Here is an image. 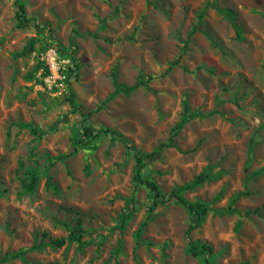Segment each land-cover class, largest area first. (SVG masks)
<instances>
[{
	"label": "rangeland",
	"instance_id": "rangeland-1",
	"mask_svg": "<svg viewBox=\"0 0 264 264\" xmlns=\"http://www.w3.org/2000/svg\"><path fill=\"white\" fill-rule=\"evenodd\" d=\"M24 3L31 21L21 24L15 0H0V259L37 247L0 264H204L189 253L191 239L212 246L213 264H264V0ZM140 73L154 76L149 87L116 91L114 75L133 84ZM186 103L204 115L145 172L171 193L214 166L219 175L182 192L210 207L190 237L198 216L184 206L172 200L149 212V189L136 185L122 141L102 134L77 142L84 114L94 111L91 126L152 151ZM31 169L40 180L27 193ZM258 207L259 215H244ZM77 218L83 247L49 245Z\"/></svg>",
	"mask_w": 264,
	"mask_h": 264
},
{
	"label": "trees",
	"instance_id": "trees-1",
	"mask_svg": "<svg viewBox=\"0 0 264 264\" xmlns=\"http://www.w3.org/2000/svg\"><path fill=\"white\" fill-rule=\"evenodd\" d=\"M15 3L18 7L17 17L19 19V22L23 24V23L31 21V17H28L26 15V7H25L24 0H15ZM191 35L192 33L189 35L188 40L190 39ZM26 49L27 51L35 50V46L33 42H31L27 46ZM175 65H176L175 62H170L164 74L169 73ZM153 78L154 76L152 74L146 75V74L140 73L138 76V79L133 84L119 82L116 75L113 76V81H114V86L117 92H124L125 94H130L136 91L140 87H149V84ZM70 101L74 105V94L73 93L71 94ZM215 112H220V111L215 110ZM94 113H95L94 111H89L84 114V124H83V128H82V131L80 133V136L77 142L79 144L88 145L92 141L98 139L102 134H109L112 137L118 138L120 141H122L127 147V152L129 154H133L135 158L136 164H135L134 179H135L136 185H144L145 187L149 189V195H150V202L148 206L149 212L151 214L154 213L159 206L170 203L172 200H174L175 203L184 206L189 211V213H191L192 215L196 214L198 216V222L196 224H191L186 231L187 236L190 237L191 233L197 227H199L201 222L205 219L207 213L210 211V207L206 203L201 202V201H196L193 203L190 202L188 199H186L183 196L182 192L184 190L195 189L197 187H200L205 182L212 180L215 176L219 175V174L215 175L213 173L214 166L212 164H209L204 170H202L198 175H196L194 179H192L190 182L185 183L181 186H177L176 188L172 190L171 193H163L159 184L155 180L149 178L146 175L145 167H146L147 162L159 156L164 148L170 147L172 145L176 146L177 145L176 137L180 134V132L185 127V125L192 119L203 116L204 114L199 111L192 112L190 110L189 105L186 103L184 106V113L182 114L181 118L176 123V125L172 128L169 139L167 141L161 142L152 151L142 152V151H139L135 146L130 144L128 142V139L120 131L114 128H111V127H102V128L96 129L93 126H91L89 124V120L93 116ZM30 130L33 134L37 136H43L46 133L32 126L30 127ZM72 153L73 152H70L66 155H61L57 157L51 162V164L52 165L55 164L57 160L66 159ZM259 171L252 174V176H248L247 181L253 178L254 175L257 174ZM39 180H40V175L34 169L29 170L27 172L26 179H24L22 183L24 191L27 193L34 192L39 184ZM47 185L53 186L50 177H48L47 179ZM241 194L242 192L237 194L234 197L233 201L236 200L238 196ZM220 196H221V193H219L217 197L219 198ZM262 207H264V205ZM251 213H255L259 215L261 213V207H258L254 210L246 211L244 215L247 216V215H250ZM125 219H129V216ZM238 225H240V223ZM144 226H145V222L141 224L139 228V233L142 231ZM85 233H86V230L84 229L82 225L81 218H77L76 225L74 227H68L67 236H62V237H58L55 239H51L49 242V245L53 247H62L67 242H76L78 243L79 247H83L87 243L86 240L84 239ZM189 244H190V248L188 250L189 253H191L193 256H203L204 264H213L211 260L213 248L210 244L201 242L199 240H192V239L190 240ZM36 247L37 245H33L30 248L25 249V250L13 252L12 254H6L0 259V261H6L10 258L23 257L26 251L32 248H36ZM116 264H120L118 260H116Z\"/></svg>",
	"mask_w": 264,
	"mask_h": 264
}]
</instances>
